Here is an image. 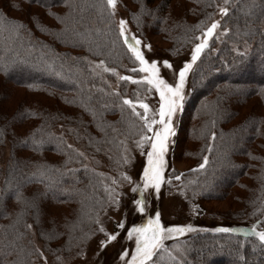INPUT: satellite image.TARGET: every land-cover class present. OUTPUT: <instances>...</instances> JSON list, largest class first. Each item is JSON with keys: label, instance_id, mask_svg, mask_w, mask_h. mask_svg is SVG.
I'll list each match as a JSON object with an SVG mask.
<instances>
[{"label": "trees", "instance_id": "obj_1", "mask_svg": "<svg viewBox=\"0 0 264 264\" xmlns=\"http://www.w3.org/2000/svg\"><path fill=\"white\" fill-rule=\"evenodd\" d=\"M4 1L6 6L0 4V16L4 18L0 23V131L3 132L0 136V264H30L38 249L36 235L46 256H52V248L64 253L73 251L86 239L96 240L102 221L116 207L106 188L114 189L113 195L119 194L124 202L121 173L125 174L126 170L119 153L122 146L124 149L129 146L127 135L131 123L125 110L120 112L117 104L122 105L121 97L136 99L137 95L132 92L119 97L120 93L112 85L113 82L139 88L147 85L117 80V75L139 79L143 73L138 71V62L120 37L118 22L115 15H109L105 0ZM130 1L135 7L141 4V0ZM142 2L148 9L144 14L140 8L129 11L117 1L133 22L141 49L147 45L148 35L165 36L169 31L174 35L167 41L172 46L168 52L170 57L178 59L187 54L189 62L192 49L200 42L196 37L216 20L217 5L223 4V0ZM22 5L32 10L38 8L42 14L28 15V21L11 14ZM182 5L186 7L183 17L175 16L172 9L184 8ZM227 7L229 12L221 18L219 33L209 38L208 47L189 72L188 94L183 108L173 118L179 124L175 126L176 139L171 153L174 154L179 143V135L185 141L193 136L198 139L205 153L198 151L201 157L192 169H198L204 156L209 163L205 169H191L190 176H181L183 184L200 189L194 193L196 197L215 201L228 197L232 186L225 188L221 196L210 193L221 189L220 180L231 178L232 185L247 195L242 207L248 215L230 227L250 230L256 224L257 230H262L264 66L258 69L256 61L264 57V0H230ZM44 16L50 17L53 24L48 25ZM18 24L24 27L17 29ZM224 27L228 29L226 34ZM121 54L128 58L129 66L133 64L129 71L122 64ZM95 60L99 64L103 61L102 67L115 71L98 73L91 64ZM133 68L137 71H131ZM160 75L164 78L161 72ZM18 90H25L32 97L10 106ZM255 98L258 103L252 111L239 119L242 108ZM119 112L123 116L115 118ZM236 119L239 121L235 122ZM212 132L216 133L215 140L210 138ZM33 133L35 141L42 143L33 141ZM7 142L10 157L6 166H2V147ZM90 145L95 152L89 151ZM85 156L89 163L93 161V166L84 164ZM41 170L45 172L43 177L39 175ZM140 173L142 176L143 169ZM168 176L171 174L166 167L164 182ZM49 183L51 187L46 188L45 184ZM17 193L22 197L19 201ZM54 207L69 208L72 218L63 222L55 220L52 218ZM28 224L32 225L30 229L26 227ZM173 226L180 225L165 227ZM211 230L185 233L166 239L164 244L168 249L179 246L184 252L182 257L178 256L180 252L173 251V255L178 260L182 258L185 264H210V261L245 264L237 258L238 243L244 242L245 247L239 251L246 263L264 264V252L253 251L252 245L258 244L254 236ZM121 243L122 251L129 252L126 259H130L135 250V237L129 240L124 235ZM84 251L79 249L69 256L75 259ZM122 251L113 264H125L119 258ZM163 256L162 260L160 255L153 259L158 264H176L166 253Z\"/></svg>", "mask_w": 264, "mask_h": 264}, {"label": "rangeland", "instance_id": "obj_2", "mask_svg": "<svg viewBox=\"0 0 264 264\" xmlns=\"http://www.w3.org/2000/svg\"><path fill=\"white\" fill-rule=\"evenodd\" d=\"M118 2H121L122 4L125 5V7L129 11H134L136 12L137 8H140V6H134L130 0H117ZM0 4L2 6H6L7 2L4 0H0ZM139 4V3H138ZM184 8L177 9L173 8L172 12L174 13L175 16L177 17H183V13L186 10L185 6L182 5ZM14 11V10H13ZM38 8H33V10L30 7H27L26 5H22L18 11H14L11 14L14 15L17 18H21L24 20H30L28 15L32 14H42L39 12ZM140 14V11H138V15ZM223 16L220 15V13L216 16V20H220ZM44 21L49 25L53 24L52 19L48 16H44ZM115 19L117 20L119 24L120 19H124L127 22V28H128V35H136L135 28L133 26V22H130L128 15L126 12L124 13L123 10L119 5H116L115 9ZM174 19V18H172ZM117 24V25H118ZM220 28H218L215 32L219 33ZM166 36V37H165ZM165 36H160V35H153L150 34L148 35V42L147 45L151 46V50L148 48L144 47L141 49V51L144 53L145 58L147 60L152 61L156 60L158 62V67L161 69L160 72L163 74L164 78L168 83L170 84H175L177 78H178V72L179 69L183 67L185 63H189V55L185 54L184 56L180 58H171L169 55V51L171 50L170 44L167 43L170 38L173 39L174 35L172 32L170 33L169 31ZM169 55V56H168ZM121 59H124L122 64L125 66V70L129 71V62L128 58H125L123 54L119 56ZM163 60H168L169 63L172 64V69H167L163 66ZM257 62L258 69H260V66H264V57H260ZM92 67L94 68L95 71L98 73H105L104 67H102L96 60L91 62ZM256 70V69H255ZM259 70H257L258 72ZM190 72V71H189ZM146 75V73H143V76ZM189 73L186 78V83L184 87V93L185 96L188 94V85H187V80H188ZM118 77V75H117ZM1 78V76H0ZM2 79V78H1ZM118 80V78H117ZM109 84L111 83L110 80ZM107 81V82H108ZM113 89L118 91L120 94L118 96L120 97L123 94H131L132 92L135 93L136 95L140 96V99H142L145 103L149 104L150 109L156 110L159 108V94L155 93L153 90L151 92L146 91V88L142 87L139 88L138 86H132L127 85V84H119V83H114L112 85ZM187 87V88H186ZM29 97H32L31 94H27L25 90H18L15 91L14 96L10 100L11 102L9 103L10 106L15 107L17 104H19L22 99L26 98L28 99ZM46 99V98H45ZM48 99V98H47ZM120 101V98H119ZM48 102H50V105H53L54 102L52 100L48 99ZM253 103V104H252ZM258 103V99H253L248 103V105L244 106L242 108V116L239 118H243L250 111H252L254 104ZM119 107L120 112L122 110H125V114L127 119L130 121V132L128 131L127 135V140H128V145L127 147L122 146V150L119 153V156H121V159L123 161V158L127 156L129 158V163H124L123 166L125 167V174L131 177V183L128 181L124 180L123 178L121 179V185H123V199L124 202L122 203L121 198L119 199V205L114 207L112 211L109 212V214L104 218L102 221L101 226L105 229L106 232L108 233H119L117 236V239L113 242H110L106 247L103 249L100 248V240L104 239V234L100 233L99 237L96 240H89L86 239L85 242L82 244L77 245V247L73 251H65L64 254L61 251H56V249L53 250L52 248V256H46L43 254V257L41 258L39 253H35V256L33 255L30 258V264H45V260L47 264H113L115 260H118V253L123 250L122 246V238L124 235H127L126 229L130 228L131 225H139V224H144L147 222V219L149 217H154L155 213L158 211L160 213V219L161 221L164 222L165 226H171V225H180V226H187V225H193L195 229L200 230V229H214L215 227H230V224H238L237 221H240L239 219H242L246 214L248 215L246 208L245 210L243 209V199L247 197L245 192L240 189L236 185H232V179L231 178H226L220 180V190L213 191L210 194H213V196H221L223 195L224 189L227 187H231L228 192L229 195L223 200H215V201H205L201 197H196V193H199L200 189L194 190L191 187H187L186 184L183 181V179L176 180L172 179L171 183H168L169 177H173L175 174L177 175H189L190 170L197 165L198 163V157L202 154L204 155V148L201 147V142L196 141L194 136L189 137L188 140L185 141L183 136H178L177 137V142L179 141L178 144L175 146L174 154L172 155V149L175 143L176 136L169 137V142H168V150L165 153V160H166V167L168 170H170L171 176H168L166 178L167 181L163 182L160 188V192L158 196L155 194L154 190L148 189L144 193V199L146 200V211L145 213L141 214L138 213L134 210L135 205L132 203L133 199H139L140 194L133 193L132 188L133 186L139 184L142 187V182L140 181L141 177V170L143 169L145 163H146V151L149 147L148 144L144 145V151L145 154H141V150L136 147V142L139 140L140 135H141V129H142V122L132 114H129L128 110L121 104H117ZM258 110V109H257ZM138 111H143L142 109L138 108ZM120 112L118 113L115 118H121L123 115H120ZM179 112V111H178ZM121 116V117H120ZM239 119L234 120L235 122H238ZM178 119H176L174 123V127L179 124ZM174 122V121H173ZM178 123V124H176ZM148 135H151L150 133ZM188 137V136H187ZM172 139V140H171ZM184 139V141H183ZM170 141L171 144H170ZM92 145L89 147L90 152H95L92 150ZM75 148H78L75 147ZM203 148V149H201ZM198 151L201 153L198 155ZM126 152V155L124 154ZM85 154V152L83 153ZM166 155L168 157L166 158ZM10 157V145L7 142L3 147H2V155H1V164L2 166H6V163ZM84 164L87 166L92 165L93 166V161H90V163L87 160V157L85 156ZM97 163L99 160L96 161ZM124 170V171H125ZM131 171V172H130ZM130 172V173H129ZM182 175V176H183ZM182 183V184H181ZM181 184V185H180ZM195 193V194H194ZM209 199V198H208ZM221 199V198H219ZM55 209L53 211V217L55 220L59 222L66 221L68 219H71L73 216V213H71L70 209L67 207H54ZM134 212L137 214L135 215ZM134 214L129 215V214ZM123 221L125 224L124 229H119L116 227L118 222ZM251 222V221H250ZM249 222V223H250ZM196 230V231H197ZM195 232V231H194ZM40 237L39 235H36V242L39 252H43V247L42 244L39 243ZM44 243V242H43ZM126 244V243H125ZM128 245V244H126ZM55 248L57 245H54ZM126 247V246H125ZM79 249L85 250L84 253H82L80 256L75 257L73 259V256H69L73 254V252H78ZM181 250V249H180ZM176 254H178V251H175ZM184 253V252H182ZM179 257H181V254H178ZM229 257V256H228ZM168 259V257H166ZM111 260H113L111 262ZM210 264L211 263L210 261ZM215 264V263H214ZM219 264H227L224 262H221ZM246 264H250L246 263Z\"/></svg>", "mask_w": 264, "mask_h": 264}, {"label": "snow or ice", "instance_id": "obj_3", "mask_svg": "<svg viewBox=\"0 0 264 264\" xmlns=\"http://www.w3.org/2000/svg\"><path fill=\"white\" fill-rule=\"evenodd\" d=\"M106 6L110 9L109 15H115V9L117 5V0H105ZM230 3V0H223V4L217 5L219 13L221 16H226L229 12V7L227 5ZM13 7H18V5H13ZM141 14L147 13L148 9L146 5L142 2L140 4ZM51 14V13H49ZM57 19H59L57 17ZM4 18L0 16V23H3ZM139 26V25H138ZM23 24L16 25L17 29L23 28ZM199 27V26H197ZM220 20H212L210 26L202 32L201 36L196 37L199 40V43H196L191 52V62L185 63L182 68L179 69L178 78L175 84L168 83L160 75V68L158 67V62L156 60L149 61L145 58L144 53L141 51V40L135 35H128L127 22L124 19L119 20L118 28L119 35L123 38L124 44L127 46L128 51L131 53V56L139 64L138 71L141 73H146L143 77L136 79L133 76H122L118 75V79L122 81H130L134 84H146V91L151 92L153 89L156 93L159 94V108L156 110L150 109L149 104L145 103L137 95L136 99H130L127 97H121L122 105L127 106L131 110V114L137 117L142 122L141 135L139 140L136 142V147L141 150V154H145L144 145L148 144L149 147L146 151V164L143 167V174L140 177L142 182V187L137 184L131 189L133 193H139L140 198H134L132 203L135 205L134 210L138 213H145L146 211V200L144 199V193L148 189L154 190L155 194L158 196L162 183L164 182V169L166 168L165 153L168 150L169 137L175 135V127L173 118L176 113L183 108V102L185 99L184 87L186 83V78L191 70L193 64L200 58L201 53L208 47L209 38L213 37L214 33L218 28H221ZM228 29L223 28V33L226 34ZM144 47L151 50L150 45H144ZM163 66L167 69H172V64L168 60H163ZM101 65L104 64L103 61L100 62ZM104 71L114 72V69L104 68ZM131 71L136 72L137 69L133 68ZM142 109L143 111H138ZM23 116V113H21ZM34 115V113H31ZM215 121H213V125ZM151 135H148V134ZM3 135V132L0 131V136ZM212 140L216 139V133L212 132ZM32 139L35 143L40 144L42 141H35V134L33 133ZM69 148L72 145H68ZM208 150L211 151V145L208 146ZM83 155V153H79ZM124 163H129V158L125 156L123 158ZM209 160L207 156L203 157L202 162L198 165V169H192V171H198L200 169H205L208 165ZM43 167V166H42ZM59 171V169H55ZM36 175V173H33ZM40 176H45L43 170L39 171ZM181 175H175L174 177H169L168 183H171V180L174 178L176 180L181 179ZM121 176L124 180L131 183V177L127 174L121 173ZM264 178V177H262ZM113 184L116 183V180L112 181ZM46 188H50L51 184H45ZM109 193V199L112 203L119 205V194L115 196L113 193L114 189H107ZM41 195H44L43 193ZM16 199L19 201L22 199L21 195L17 193ZM34 206V205H32ZM96 223L99 224L97 219ZM27 228H31L32 225H26ZM119 229H124L125 224L123 221L118 222L116 225ZM197 229L193 228L192 225L187 226H173L165 227L161 223L160 213L157 211L154 217H149L147 222L144 224L133 225L132 227L126 229L127 238L131 240L135 237V250L131 252V258L126 259L129 256L128 251H122L120 254V260L124 261L125 264H158L154 261V257L160 255V259L164 258L163 254H167L171 261L176 262V264H185V261L181 258L177 259L176 255H173V251H178L182 257V251L179 249V246H174V249H168L164 241L166 239H173L179 236L184 235L185 233L196 231ZM99 232L104 234V239L100 240V248L103 249L110 242H113L117 239L119 233H108L101 226L98 229ZM200 231H208L207 229H200ZM211 231L216 233H235L243 232L245 235L254 236L258 244H253V251L259 249L261 252H264V229L257 230V225L253 224L251 229H241V228H232V227H217ZM245 247L244 242L238 243L237 249V258L238 261L245 262V256L240 253V249ZM37 252L41 257L43 253ZM45 264H47L45 260Z\"/></svg>", "mask_w": 264, "mask_h": 264}]
</instances>
